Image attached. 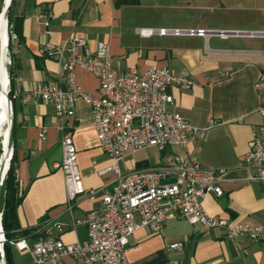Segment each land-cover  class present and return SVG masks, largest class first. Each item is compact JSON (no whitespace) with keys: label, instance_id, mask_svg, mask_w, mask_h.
<instances>
[{"label":"crops","instance_id":"crops-1","mask_svg":"<svg viewBox=\"0 0 264 264\" xmlns=\"http://www.w3.org/2000/svg\"><path fill=\"white\" fill-rule=\"evenodd\" d=\"M12 14L21 17L20 37L13 33L10 37L16 92L12 168L16 195L21 196L15 206L18 230L32 228L36 239L50 234L69 243L84 240L85 225L72 222L101 208L102 193L116 177L111 170L100 173L112 161L97 145L90 107L77 97L73 114L63 117L62 123L76 148L81 185L95 193L67 200L62 172L55 167L61 151L53 104L20 101L22 92L39 83L54 80L64 85L59 65L45 58L41 49L46 42L57 44L70 35L84 37L89 46L106 42L118 73L130 68L141 72L154 65L193 80L188 90L167 88L173 98L169 108L204 128L202 137L183 148L147 147L125 154L118 162L121 173L163 164L173 154L193 157L202 167L224 170L221 194L202 199L209 215L228 223L264 225V167L261 179L248 180L255 170L240 165L247 141L261 121L257 109L262 100L254 82L264 72V36L138 33L140 28L264 31V0H14ZM38 14L48 15L46 25ZM74 77L82 91L96 94L97 80L91 73L75 68ZM21 239L31 241L13 240ZM172 243L181 248L168 249ZM8 255L12 264L31 263L28 250L9 242ZM126 259L128 264H264V243L245 235L228 238L223 227L170 215L160 232L139 228L129 236ZM44 264L76 262L63 256Z\"/></svg>","mask_w":264,"mask_h":264},{"label":"built area","instance_id":"built-area-1","mask_svg":"<svg viewBox=\"0 0 264 264\" xmlns=\"http://www.w3.org/2000/svg\"><path fill=\"white\" fill-rule=\"evenodd\" d=\"M47 16L38 14L37 18L46 25ZM138 33L264 36V31L184 28H140ZM41 54L57 62L64 85L59 86L54 80L39 83L22 92L20 101L44 100L53 104L60 131L61 151V159L55 167L62 172L67 200H72L78 194L92 196L95 193L92 189H83L81 185L76 148L71 134L64 130L62 123L63 117L73 114L72 102L77 97L90 107L97 145L112 161L100 173L111 170L116 177L111 188L102 193L101 208L87 212L82 220L72 222V225H85L84 240L69 243L47 234L31 244L23 239L8 241L18 249L28 250L32 264H44L47 260H59L63 256H70L76 264H128L126 251L129 236L139 228H146L150 233L160 232L163 221L170 215L205 227H223L228 238L245 235L264 243V225L228 223L224 218L209 215L203 209L202 199L205 195L221 194L222 168L202 167L193 157L182 154L169 156L163 164L126 173H121L118 168V162L125 154L147 147L183 148L191 140L202 137L204 128L190 124L169 108L173 104V98L167 88L174 85L180 90H188L193 85L191 78L154 65L141 72L130 68L126 73H118L106 42L100 41L89 46L84 37L77 35H70L57 44L46 42ZM75 68L84 69L96 78L95 95L84 92L77 86ZM254 88L262 100L257 109L261 121L251 133L240 162L245 168L255 170L254 175H248V180L261 179L264 167V72L258 75ZM15 95L16 92L13 91L12 98ZM38 137L40 140L44 138L43 130ZM167 248L179 250L181 244L172 243ZM2 257L0 245V258Z\"/></svg>","mask_w":264,"mask_h":264},{"label":"water","instance_id":"water-1","mask_svg":"<svg viewBox=\"0 0 264 264\" xmlns=\"http://www.w3.org/2000/svg\"><path fill=\"white\" fill-rule=\"evenodd\" d=\"M12 0H0V111L5 125L4 136L0 139V245L3 243L1 216L4 209L7 171L13 154L14 110L9 83V51H8V13ZM3 250V249H2ZM0 264H5L4 256Z\"/></svg>","mask_w":264,"mask_h":264},{"label":"trees","instance_id":"trees-1","mask_svg":"<svg viewBox=\"0 0 264 264\" xmlns=\"http://www.w3.org/2000/svg\"><path fill=\"white\" fill-rule=\"evenodd\" d=\"M14 0H12L9 13H8V51H9V58H10V65H9V83H10V93L9 96L11 98L13 104V73L15 68L14 63V54L10 51V34H15L16 37H20V24H21V17H15L12 14V6ZM14 110V104H13ZM14 131V126H13ZM14 154V152H13ZM13 154L10 161V166L7 171L6 177V189H5V201H4V209L1 216V228L4 236V242L2 245L3 249V256L5 264H12L10 261V257L8 255V240H13L18 237H25L30 238L31 244L36 239V234L33 233V229H26V230H18L17 228V221L15 215V206L18 203L21 196L16 195V187L14 183V175H13V168H12V159ZM32 264V263H30Z\"/></svg>","mask_w":264,"mask_h":264},{"label":"bare ground","instance_id":"bare-ground-1","mask_svg":"<svg viewBox=\"0 0 264 264\" xmlns=\"http://www.w3.org/2000/svg\"><path fill=\"white\" fill-rule=\"evenodd\" d=\"M4 131H5V125H4L3 121H2V114H1V111H0V139L3 138Z\"/></svg>","mask_w":264,"mask_h":264}]
</instances>
